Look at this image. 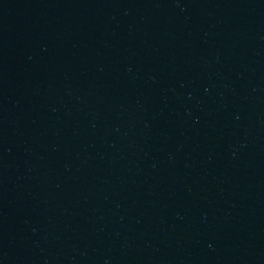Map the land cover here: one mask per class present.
Returning <instances> with one entry per match:
<instances>
[{
	"label": "water",
	"instance_id": "obj_1",
	"mask_svg": "<svg viewBox=\"0 0 264 264\" xmlns=\"http://www.w3.org/2000/svg\"><path fill=\"white\" fill-rule=\"evenodd\" d=\"M0 264H264V0H0Z\"/></svg>",
	"mask_w": 264,
	"mask_h": 264
}]
</instances>
